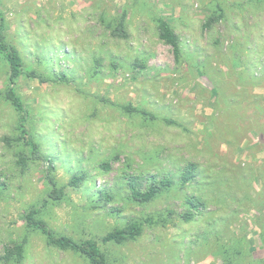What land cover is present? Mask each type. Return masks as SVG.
I'll return each mask as SVG.
<instances>
[{
    "label": "rangeland",
    "instance_id": "rangeland-1",
    "mask_svg": "<svg viewBox=\"0 0 264 264\" xmlns=\"http://www.w3.org/2000/svg\"><path fill=\"white\" fill-rule=\"evenodd\" d=\"M0 10L23 59L15 88L27 127L63 188L49 197L46 162L19 165L26 148L5 143L18 114L0 57V255L23 245L22 259L0 264H90L27 228L30 206L56 234L97 239L109 264H264V0H0ZM159 16L179 37L178 59ZM120 22L126 38L111 33ZM189 163L195 175L181 185ZM130 175L174 184L140 203ZM192 195L204 206L188 204ZM133 220L135 239L102 241Z\"/></svg>",
    "mask_w": 264,
    "mask_h": 264
},
{
    "label": "trees",
    "instance_id": "trees-1",
    "mask_svg": "<svg viewBox=\"0 0 264 264\" xmlns=\"http://www.w3.org/2000/svg\"><path fill=\"white\" fill-rule=\"evenodd\" d=\"M158 36L159 38L170 45L175 59H178L181 54L180 41L176 32L172 28L171 24L167 19L162 16L156 18ZM111 33L118 37H127V32L124 28L123 22L117 24L116 27L111 29ZM0 57L4 59L8 66V87L6 89L5 97L13 106L18 114L17 130L18 135L15 138L4 137L5 143L10 144L11 142H18L23 145L27 153L20 154L18 158L19 165H26L28 160H44L46 162L45 177L49 187L48 196L51 198H60L63 196V188L58 186V183L53 175L54 170L53 159L45 157L41 154L40 146L33 135L30 133L27 127V109L22 101L20 94L17 92L15 86L17 79L25 72L23 67V59L18 49L7 41L5 33V21L2 11L0 10ZM28 76L37 77L39 80H49V78L43 77L33 71L26 73ZM58 79L65 78V75L59 73ZM128 108V107H125ZM104 167H108V164H103ZM195 175V166L189 163L185 166L184 170L180 175L181 185L187 183ZM86 174L74 173L69 181L68 185L72 187H79L85 180ZM141 177L130 175L128 184L130 187V193L134 200L142 203L148 202L155 198L163 190L173 186L174 181L169 176H163L160 178L155 175H150L143 184ZM98 195L105 198L106 201L111 199V194L105 188L98 190ZM188 204L195 208L204 206V201L199 196H190L187 198ZM39 209L35 206H30L23 213V219L25 226L31 230L39 231L44 237L47 244L54 246L58 249L72 250L87 259L90 264H109L104 254L101 251L99 242L95 238H86L83 240H75L74 238L56 234L47 223L40 219L37 214ZM185 221H189L193 217V213L186 211L182 215ZM149 224H154L159 221H164L165 216L159 214L157 216H147L143 219ZM162 221V222H163ZM142 232V222L133 220L127 224L116 227L111 231H108L103 237L104 243H121L126 240L135 239ZM23 245L16 244L13 249L6 248L3 255H0V261H11L13 257L19 260L22 259Z\"/></svg>",
    "mask_w": 264,
    "mask_h": 264
}]
</instances>
